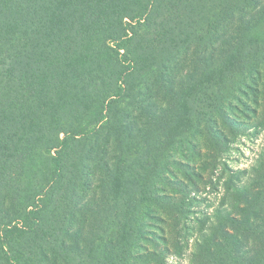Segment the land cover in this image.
Wrapping results in <instances>:
<instances>
[{
    "label": "trees",
    "instance_id": "trees-1",
    "mask_svg": "<svg viewBox=\"0 0 264 264\" xmlns=\"http://www.w3.org/2000/svg\"><path fill=\"white\" fill-rule=\"evenodd\" d=\"M251 85L264 0H0V264H160L132 251L150 212L181 223L155 187L168 150L193 113L216 155L259 135L262 99L251 122L224 107ZM227 190L192 264H264V142Z\"/></svg>",
    "mask_w": 264,
    "mask_h": 264
},
{
    "label": "rangeland",
    "instance_id": "rangeland-1",
    "mask_svg": "<svg viewBox=\"0 0 264 264\" xmlns=\"http://www.w3.org/2000/svg\"><path fill=\"white\" fill-rule=\"evenodd\" d=\"M199 62L196 65L202 67L203 63L199 65ZM204 70L192 76L201 78ZM256 90L252 85L240 90L237 88L234 97L225 102V111L238 121H253L254 109H258L256 98L262 99L260 110L264 112V95ZM192 104L195 108V102ZM191 118L196 128L168 150L155 182L158 193L171 195L180 204L184 212L177 214V220L181 219V223L174 221L175 218L164 210L150 212L143 219L132 251L138 254L161 250L165 256L160 264H192L191 253L196 239L201 238L210 221L215 220L216 211L231 200L227 196V180L235 170H243L253 164L264 142V129L261 128V133L256 135L253 128L243 125L237 137L228 135L232 140L216 155L205 123H198L197 113H193ZM218 120L216 127L228 131L220 117ZM71 256L73 263L75 257ZM157 261L130 259L128 264H158Z\"/></svg>",
    "mask_w": 264,
    "mask_h": 264
}]
</instances>
